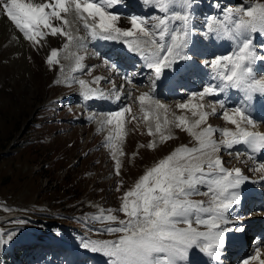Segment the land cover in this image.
<instances>
[{
    "label": "rangeland",
    "instance_id": "rangeland-1",
    "mask_svg": "<svg viewBox=\"0 0 264 264\" xmlns=\"http://www.w3.org/2000/svg\"><path fill=\"white\" fill-rule=\"evenodd\" d=\"M24 1L15 0L16 7L23 10ZM213 1L134 0L137 17L120 24L126 27L123 29L131 28L135 32H150L154 35L158 33L160 25L162 27L170 22L167 16H186L190 5L194 6L195 12L202 11L209 5L217 9L219 3H212ZM167 3L173 5L172 11L170 9L168 13L164 11ZM244 3L250 4L251 0H222L223 6L230 9L228 15L235 12L240 17H246L243 8L230 7H240ZM5 6L13 15L18 12L10 1ZM221 13L225 15L223 10ZM228 15L224 16L225 21H230ZM97 16L101 22L102 18L98 14ZM51 17L55 15L51 14ZM211 17L219 20V16L214 14ZM78 19L75 16V20ZM180 19L179 16L173 17L174 23ZM45 31L47 34L43 32L41 39L27 36L23 42L28 50L22 42L15 46L9 43L7 48L6 39L0 45V264H7L2 255H7L9 264H77L78 258L74 256L73 250L72 256L60 248L63 246L70 250L72 246L59 244L61 242L56 238L70 244L87 243L91 240L105 255L116 252L117 247L123 248L126 244V239L119 237V234L136 233L143 228L147 218L159 213L161 218L167 215L156 210L158 204L169 201L170 210H179L176 207L177 196H173L172 192L183 178L192 174V168L204 156L200 152L193 153L200 144L195 143L182 128L183 120L176 122L181 128L179 133L172 129L167 135L146 134L144 131L149 125L143 121L141 127V123L136 121L140 116L135 105L132 110L137 114H131L129 133L124 134L127 140L118 135L111 138L106 144L112 148L111 153L106 151L109 150L105 149L106 145L101 144L100 137L90 138L95 119L90 122L89 128L86 127L87 122L81 119L79 121L78 116L74 122L70 118L67 121L68 116L76 114L62 111L66 109L64 104L60 107L57 102L50 103V98L63 92L70 95L73 89H65L57 84L61 83L60 66L57 64L59 58L51 57L50 61L47 59L53 55V49H58L66 42V38L62 32H54L48 25ZM8 33L10 31L7 25L0 27V34ZM19 50L22 55L18 54ZM83 52L80 51V57L85 58L87 55ZM25 53L28 60L23 56ZM16 59L21 62H14ZM96 66L97 64L92 69ZM135 84L138 88L145 87L143 81ZM68 86L79 89L72 82ZM200 102L203 103V98ZM132 103L131 98L130 104ZM171 109L174 114L176 108ZM27 122L29 124L25 127ZM111 134L112 132L107 133L105 140ZM116 143L124 146L117 148ZM191 143L195 144L190 147ZM131 144L134 147L128 151ZM185 146L190 148L186 149ZM6 149V153L2 154ZM134 151L137 156L133 154ZM116 156L119 157V163L113 161ZM161 161L162 167L150 169L152 165L158 166ZM143 179L146 180L139 187ZM160 198L163 201H159ZM17 206L25 208L19 209L24 214L28 209L31 217L39 214L50 217L58 213L64 214V217H55L59 219L56 221H61V224L55 223L58 227L56 231L62 228L63 236H56L53 241H38L36 238L39 229H28L34 224L26 215L17 218L11 216L14 213L10 212L17 209ZM70 213L73 216H65ZM175 220L181 221V218L177 217ZM138 221H142L143 226L133 230L138 226ZM37 224L38 222L35 223ZM108 239L112 242L107 243L108 245L102 243ZM25 241L38 243L25 245ZM146 241L151 242L149 239ZM155 241L154 238L153 242ZM9 244L12 248L5 250ZM128 247L132 248L129 243ZM15 248L26 249L17 260L12 257V250ZM137 257V254H128L127 260L132 263ZM139 264L143 262L140 261Z\"/></svg>",
    "mask_w": 264,
    "mask_h": 264
},
{
    "label": "bare ground",
    "instance_id": "bare-ground-1",
    "mask_svg": "<svg viewBox=\"0 0 264 264\" xmlns=\"http://www.w3.org/2000/svg\"><path fill=\"white\" fill-rule=\"evenodd\" d=\"M75 1H79V0H75ZM1 3H2V0H0V18L2 17V19L0 20V27L3 26V25L4 26L7 25L11 34L10 33H8L7 35L6 34H3V35L0 34V45L2 43H4L3 40L6 39L7 40V48H9V46H8L9 43L12 46H15L18 42L19 43L22 42L24 47H26V49H27L26 44L23 42L24 41V39H23L24 37L22 35V29L19 26L15 25L14 22L11 20V18H9V16L6 14V12L2 9ZM78 11H80V8L78 7V2H76L75 4L71 5V8L69 9L68 12H69L70 15L73 14V13L78 15ZM43 12H44V9H42L40 11V13H43ZM48 16H49L50 19H55V17H51L50 12H49ZM87 17L90 18L88 14H87ZM28 21H30V20H28ZM80 21H81L82 25L79 28L82 30V29L85 28V26H84V22L82 20H80ZM90 22L92 24H94V25H97V23H95L92 19H91ZM72 24L73 23L71 21H65V22L61 23V26L62 27L66 26L67 28H71ZM82 32H84V31H82ZM23 34L27 35L29 33L28 32H24ZM182 34H180L179 30L174 34V36L170 40V43H172V45L170 46V48H167L168 50L166 52V56L164 57V59L161 60V62H165L167 58H169L170 56L173 55L174 46H177L176 52H178V53L182 52V45H180V43L185 42L188 39H190L189 34H183V35ZM71 37L74 40L78 39V37H76L74 35L71 36ZM119 39L120 40H125L129 45H131L134 48V52H140L142 50H147V51H150L152 53H156L155 54L156 56L158 54V49H156V46L152 45L153 43L151 41L147 42L145 39L135 38V37H133L132 35H129V34L128 35H124L122 38H119ZM8 51H9V49H8ZM74 51H76V47L71 46V47H69L68 50H67V48H64L60 52L59 55L63 59L69 60L70 53H72ZM17 52H18V54L19 53L21 54L20 50L17 51ZM13 53H11V54H13ZM79 54H80V52H79ZM83 54H86L87 56L85 58L80 57L82 62L79 63L78 68L75 71L72 72L69 83H71V82L74 83V79H75L76 76L80 75V71L87 70L89 68H90V71H91V69L97 64V63H94L93 66L89 67L88 64H86V63H88L87 60H89V54L87 52H83ZM23 56H24V58L26 60H28L27 57H26V53ZM11 62H13V61H11ZM14 62H18L19 63L21 61H18V59H16V61H14ZM68 64L71 65V66L74 65L71 61H69ZM157 64H162V63H157ZM82 66H85V67H82ZM187 67H189V65H187ZM104 69H106V68H104ZM23 71H25V70H23ZM26 72H30V71H26ZM131 74L132 73H128V77ZM144 77H145L144 80H145L146 85H147V81H148V80H146L147 75L145 74ZM110 78L116 80L115 76H111ZM135 79L140 80L138 78H135ZM118 81H119L118 87L120 89V87L123 85V83H122L123 81L120 80V78L117 79V82ZM69 83L65 84V85H60V84L59 85L60 86H64L65 89L67 87H68L67 89H69V88L70 89H74L72 86H68ZM130 86H131L130 94L136 98L135 101H137L138 102L137 104L139 106H141L140 103H139L141 99H139V98H141V96H142L141 94H145L147 91L145 90V88H143L139 92V89L137 88V86H135L134 84H130ZM84 88H87L86 89L87 91L85 92L86 93V97H87L85 101H86L87 104L91 103L90 102L91 98H93L96 101H98L99 97L103 96V94H104L102 91L98 92V90L95 87H89V86L85 85ZM126 90H118V92L115 93V97H117L120 101L123 100V97H122L123 94L122 93L125 92ZM77 91H81L80 88ZM63 93L62 94H57L55 96H58L60 101H62V104H64V107L67 109L68 108L67 101H69L71 99V95L63 94ZM51 98H53V97H51ZM73 103L74 102L72 101V104ZM199 103H201L200 100H199ZM176 104L182 105L183 110L187 111V106H185L182 102H172L170 104V107H173ZM71 108L75 110L76 106L75 105H71ZM127 108H128L129 111H131L129 113V119H130L131 118V114H132V107L128 106ZM214 108H215V106H214ZM137 111H138V114H140L141 113V108L137 107ZM121 119H122L121 117L116 119V121H118V123H117L118 128L124 126L122 124V122H121ZM209 119H213V120L218 122L217 118H212L211 116H209ZM139 120L140 119L138 118V120H136V121H139ZM100 123L101 122L98 119H95V129L93 131L96 132V133H95V135L92 136V138L101 137V139H105V137H104L105 135L102 136L101 134L98 133V131H99L98 130V125ZM127 124L130 126V123H129L128 119H127ZM86 127L89 128V126H86ZM126 130H127V132H126ZM124 131H125V133H129L128 127L125 128ZM119 132L121 133L120 136H123L122 135L123 130H122V132L121 131H119ZM211 132H213V131H211ZM112 134L109 135V137L112 136ZM99 135H101V136H99ZM222 138H223V142L221 143V145L224 144V142L227 140L228 137L222 135ZM219 142H220V140L217 139L216 141H214V142L209 144V145H211L214 148L213 149H209L204 154V156L207 158V160L210 159L215 154V152L217 150L216 146H217V144ZM207 163H208L207 166L210 167V168L214 167L216 165H221L217 161H214V160L207 161ZM201 173H203L202 170H201ZM214 181L215 180L211 181L210 183H212ZM151 232H152V234H154V238L156 240L154 243L168 246V248H169V249H167L168 258H166V257H159V258L154 257V256L160 254V250L159 249H156V248L152 249V248H148V247L143 248V247H140V240L139 239H137V238L129 239L128 240L129 246L132 247V248H130V250H132L133 252H130L128 254H130V255H136L137 254V256L141 254V262H143V264H156L157 261H159L161 263H164L165 261L175 257L177 254L181 253L184 250L191 251L190 246H192V243H194V240L198 241V239L200 237V233H190V232H188L186 230L173 229L168 224L159 223V222L154 224V226L152 227V231ZM158 232H161L160 235L158 234ZM147 237L153 239V237L149 233V231L147 232ZM126 247L129 248L128 247V243L126 244ZM152 259H155V261L153 262ZM126 263H129V260Z\"/></svg>",
    "mask_w": 264,
    "mask_h": 264
},
{
    "label": "trees",
    "instance_id": "trees-1",
    "mask_svg": "<svg viewBox=\"0 0 264 264\" xmlns=\"http://www.w3.org/2000/svg\"><path fill=\"white\" fill-rule=\"evenodd\" d=\"M66 178V177H65ZM67 179H70V180H72V178L71 177H67ZM51 229H54V226L53 227H50ZM18 253L20 252V251H17ZM18 253H16L15 255H16V257H18Z\"/></svg>",
    "mask_w": 264,
    "mask_h": 264
}]
</instances>
